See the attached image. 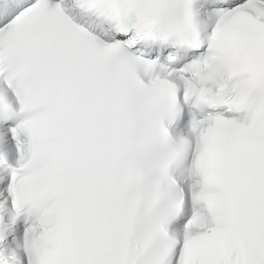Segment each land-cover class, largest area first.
Listing matches in <instances>:
<instances>
[{
    "label": "snow or ice",
    "instance_id": "snow-or-ice-1",
    "mask_svg": "<svg viewBox=\"0 0 264 264\" xmlns=\"http://www.w3.org/2000/svg\"><path fill=\"white\" fill-rule=\"evenodd\" d=\"M0 264H264V0H0Z\"/></svg>",
    "mask_w": 264,
    "mask_h": 264
}]
</instances>
